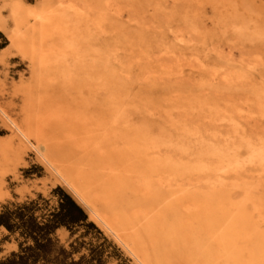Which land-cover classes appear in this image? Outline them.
Returning <instances> with one entry per match:
<instances>
[{
  "label": "rangeland",
  "instance_id": "1",
  "mask_svg": "<svg viewBox=\"0 0 264 264\" xmlns=\"http://www.w3.org/2000/svg\"><path fill=\"white\" fill-rule=\"evenodd\" d=\"M111 70L126 83L129 123L152 120L151 136L164 139L159 155L187 167L152 171L157 187L169 198L205 193L223 209L198 240L222 248L219 237L241 211L264 231V0H0V206L36 194L52 206L58 187L120 260L156 264L104 207L100 188L81 193L93 137H106L110 122L64 94L100 86ZM197 203L182 202L192 228ZM11 251L12 240L0 242V259ZM221 253V262L255 264L247 247Z\"/></svg>",
  "mask_w": 264,
  "mask_h": 264
},
{
  "label": "bare ground",
  "instance_id": "2",
  "mask_svg": "<svg viewBox=\"0 0 264 264\" xmlns=\"http://www.w3.org/2000/svg\"><path fill=\"white\" fill-rule=\"evenodd\" d=\"M32 27L29 26L27 31ZM125 85L116 71L111 70L100 86L92 89L81 84L82 87H74L64 94L68 104L88 105L91 114L100 119L108 118L110 122L106 137H93L94 151L89 159L92 166L80 184L83 185L81 193L90 197L93 194L89 192H95L94 187L100 188L104 193V207L118 216L123 226L131 228L137 243L153 250L151 257L156 264H243V260L235 262L233 258L221 262V251L226 245H233L238 251L246 247L253 249L249 254L250 261L264 262V231L257 229L243 211L233 216L219 237L222 248H210L205 241L198 240L200 228L208 230L213 226L223 209L214 204L211 195L183 191L177 197L169 198L171 193L157 187L151 179L152 171L184 173L187 167L176 166L170 157L159 155L158 145L164 143V139L151 136L152 120L140 118L134 124L129 123L124 101ZM116 138L117 143H112ZM200 153L212 155L216 150L204 149ZM141 189L146 190L147 198L141 196ZM186 200L201 204L197 209L200 214L196 215L199 219L196 228L185 223L182 202Z\"/></svg>",
  "mask_w": 264,
  "mask_h": 264
},
{
  "label": "trees",
  "instance_id": "3",
  "mask_svg": "<svg viewBox=\"0 0 264 264\" xmlns=\"http://www.w3.org/2000/svg\"><path fill=\"white\" fill-rule=\"evenodd\" d=\"M50 193L55 197L52 206L40 194L0 206V242L16 244V251L2 257L0 264H106L119 259L115 246L67 194L58 187ZM61 229L67 232L63 242L56 234Z\"/></svg>",
  "mask_w": 264,
  "mask_h": 264
}]
</instances>
